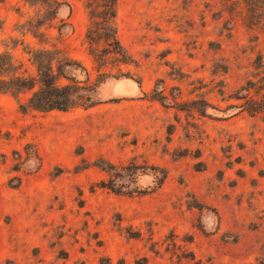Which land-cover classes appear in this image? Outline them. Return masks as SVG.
<instances>
[{
  "label": "rangeland",
  "instance_id": "obj_1",
  "mask_svg": "<svg viewBox=\"0 0 264 264\" xmlns=\"http://www.w3.org/2000/svg\"><path fill=\"white\" fill-rule=\"evenodd\" d=\"M231 7L0 0V264H264V36Z\"/></svg>",
  "mask_w": 264,
  "mask_h": 264
},
{
  "label": "trees",
  "instance_id": "obj_2",
  "mask_svg": "<svg viewBox=\"0 0 264 264\" xmlns=\"http://www.w3.org/2000/svg\"><path fill=\"white\" fill-rule=\"evenodd\" d=\"M116 1L117 0H87L90 17L100 18L104 22H110L115 16ZM225 3L232 6L231 9L228 10V13L230 12L231 15L238 16L248 28L258 29L264 36V0H225ZM31 51V49L28 50V52ZM31 55L36 66L40 89L32 93L26 106L40 111L57 108L56 104H53L51 100H45L39 96V94H44L48 92L47 90L54 88L55 81L53 77L52 58L47 56L45 51L39 50L33 51ZM4 57L5 54L0 53V68L6 64L3 60ZM14 79H16L17 83L9 87H3L2 83L7 84L8 82H2L0 80V91L9 89L11 91L16 90L18 93L21 89L27 87L25 80L18 76ZM26 106L20 104V109L25 111Z\"/></svg>",
  "mask_w": 264,
  "mask_h": 264
}]
</instances>
